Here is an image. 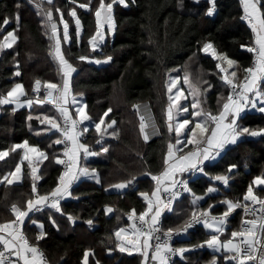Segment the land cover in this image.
Masks as SVG:
<instances>
[{
	"label": "trees",
	"instance_id": "trees-1",
	"mask_svg": "<svg viewBox=\"0 0 264 264\" xmlns=\"http://www.w3.org/2000/svg\"><path fill=\"white\" fill-rule=\"evenodd\" d=\"M109 2L105 0V3ZM80 4H89V7L81 8ZM127 5L117 3L113 6L114 33L111 35L107 30L106 37L96 41L93 48L88 41L96 35L95 9L99 0H75V3L73 0H52L51 4L47 0H0V43L9 31H14L18 37L13 47L0 54L1 97L15 84H21L24 99L32 100L36 80L43 85L61 86L63 72L55 56L56 37L45 15L51 9L58 24L56 31L61 40V51L76 68L70 81L71 94H82L90 118L83 122L88 128V137L80 143H86L89 151L97 154L93 158L82 156L84 167L95 172L92 177H84L71 186V195L59 201L60 211L45 206L24 220L23 232L32 244L42 249L50 264H142L141 254L120 250L115 232L120 225L129 224L127 214L133 209L136 214L146 210L147 201L139 193L152 195L156 182L148 173L157 175L164 169L167 146L169 142L175 145L176 132L174 129L170 132L167 127L171 123L167 119V108L171 103L168 99L171 95L168 91L170 72L177 69L179 74H188L197 84L201 80L198 85L202 88L210 84L204 94V106L216 115L222 96L227 97L231 87L224 83L223 74L217 68L219 60L214 58L211 50L207 53L202 51L203 45L210 42L214 50L235 61L241 79L246 77L244 69L249 68L253 60V51L248 49L253 48L256 34L244 21L241 0H216L211 15L207 11L211 7L209 0H127ZM261 5H264V0H259L257 6ZM73 8L76 17L70 15ZM17 11L19 27L14 19ZM261 12L264 13V8ZM6 17L9 23L4 25ZM76 18L81 21L78 37ZM65 21L69 26L67 40L63 38ZM101 25L106 26L102 16ZM96 38L100 39L99 36ZM109 55L112 56L111 61L106 60ZM80 56L88 59L80 60ZM96 60L101 62L97 64ZM17 71L19 75L15 74ZM259 88L264 91V82L260 81ZM145 102L150 103L160 130L159 136L148 140L140 130L137 111V105ZM42 107L47 111L52 109L49 105ZM109 108L111 112L104 116ZM245 110L241 113L242 119L238 120L239 125L250 130L264 128V113L253 108ZM33 111L34 107L15 109L11 104H0V151L27 140L28 146H37L47 156L33 164L22 160V149H18L0 160L1 223L15 217L8 210L11 204L24 207L28 199L35 198L36 194L31 191L33 182L38 194H47L56 187L63 173L61 164L54 159L59 157L62 160L65 155L63 144L54 143L61 139V135L57 129L47 132L42 118L35 116ZM29 116L32 117L30 120ZM101 118L104 119V131L112 135L115 129L117 133L107 137L108 140L105 138L106 144L105 140L102 141L105 134L97 133L94 126ZM113 119L116 124L107 127ZM40 130L44 135L37 133ZM103 147L108 151L101 154ZM19 161L24 166L23 180L19 184H8L3 178L9 177ZM230 165H235V168L229 172ZM33 168L39 179L34 180ZM192 174H184L183 178H188V187L202 199L193 204L192 193L182 192L161 219L165 228L183 225L193 211L198 214L208 210L209 205L213 206L212 212L223 213L227 207L223 201L243 203L249 185L257 194L263 195L264 189L254 181L258 176L264 179V135H245L228 146L215 161L205 162L204 173L194 177ZM216 175L228 176V184L214 180ZM130 179L132 183L126 188L117 190L111 187ZM209 187L216 191L208 193ZM106 206L113 209L112 214L105 211ZM69 216L74 222L68 219ZM88 220H92L91 225ZM239 223L238 211L223 236H231ZM40 224L46 235L37 241ZM209 238L210 233L199 227L176 240L175 245L188 250L183 259L172 264H211L214 257L216 264H233L224 259L227 254L217 255L206 245L192 247Z\"/></svg>",
	"mask_w": 264,
	"mask_h": 264
},
{
	"label": "snow or ice",
	"instance_id": "snow-or-ice-1",
	"mask_svg": "<svg viewBox=\"0 0 264 264\" xmlns=\"http://www.w3.org/2000/svg\"><path fill=\"white\" fill-rule=\"evenodd\" d=\"M48 4L52 3V0H47ZM75 3V0H73ZM119 3L127 7V0H110L109 3H105V0H99V6L95 9V17L97 22V30L96 35H93L89 38L88 43L96 47V36L100 37L102 41L104 36L101 34V16L103 14L104 18L108 22L109 30H115V22L113 17V6ZM211 7L208 8V14L211 15L216 5V0H209ZM243 5L244 11V19L248 20L250 24H252L253 30H256V24L252 22V18L255 19L260 23L262 30H264V13L261 12V8H264V5L258 7L259 0H241ZM81 8H88L89 4H80ZM19 8V5H17ZM59 12V9H56ZM45 15L51 20L52 18V11H46ZM70 15L72 17H76V10L75 8L71 9ZM61 20L63 19V13L60 14ZM17 27H19V20L20 15L19 11L16 12L14 17ZM9 23V18H5L3 20V24L7 25ZM76 35L77 37L80 34V27L81 21L79 18H76ZM52 32L56 33V25L53 23L51 25ZM69 26L68 23L65 21L63 26V38L65 40L69 39L68 36ZM11 37V43L8 42V38ZM18 37L14 34V31H9L7 36L4 37V42L0 43V49L5 47H11L12 43ZM256 44L259 45V51L257 54V64L255 67H249L244 69V71L248 74L243 84L233 83V80L229 78L228 75L222 77V79L226 82L227 85L232 87V93H235V98L232 93H230L226 97V102L223 103L222 110L216 116H211V119L215 121V129L211 132V138L206 139L201 145V142L196 139L197 137V129L200 130L201 133L205 131L202 123H195L194 127H187L190 124V120L184 118L179 120L175 123V132L177 135L176 144H181L179 139L180 133L182 130H186L190 135L187 137V143L197 145L195 151H189L187 154H184L180 148H177L176 151L180 152L179 156H175L173 152L174 145L169 142L167 146V155L164 159L163 163L165 165L164 169L157 175H153L152 173H148L151 176V179L156 182V189L152 192V196L155 199H150L149 194L147 192L139 193L140 196L144 197L147 201V208L145 211L141 212L138 216V220L141 221L140 227H136L133 225V229L135 232V237L129 239L127 236H123V239L128 240V243L134 247L136 251L141 252L145 264L149 259L148 248L153 249V254L151 256L152 260L159 261V264H169V260L172 256L179 254L181 257L183 256L184 252L188 249L185 247H173L170 243L173 233L180 234L181 232H187L189 228L193 227L195 223L202 222L204 226L208 229L213 230L210 233V238L204 240L199 245H193L192 247H204L205 245L208 248H212L215 251L219 252L221 249H225L228 253H232L231 256H225V260L234 261L235 264H246L248 261H255V264H264V247L261 249H257L256 244V236L257 233L264 234V199H260L257 196L253 195V187L249 185L246 194L244 195V200L248 201L251 200L253 203H259L261 205L260 212L261 216L257 219H251L245 221L247 225L251 227L247 229V231H233L231 233V237H242L247 239H242L239 243H234L233 239H227L225 241H221L219 239V234L225 230V225L227 222V218L230 213H232L235 209L243 207L245 212L248 211L247 204H241L240 202H234L232 200H225L223 201L226 204V210L219 216L211 215L210 211H201L199 215L196 211L191 213V216L188 220L184 222L183 225L172 228L169 227L166 230L159 227V217L161 216L162 212L167 208L171 209V205L173 201H175L180 195L181 192H189L192 193V189L188 187L187 181L182 179H177V173H204V162L210 159H214L216 155H219V150L222 149L227 143H235L236 140L244 135L248 134L251 136H259L264 135V128L259 130H250L247 127H243L238 124V120L242 119L241 113L245 111L246 108H253L258 109L261 113H264V91L257 86L258 81L264 82V34L258 33L256 38ZM212 51V55L215 56L218 60L220 59H227L228 65L231 66L236 62L230 60L224 54H220L219 56L216 54L215 50L213 49L212 44L205 43L203 45L202 51L205 53ZM249 51H256L255 48H249ZM55 56L59 60L60 69L63 72V85L62 87L58 88L56 84L49 83L47 87L49 89H57L58 95L56 98V107L58 108L61 115L64 117V127L61 128L57 121L50 117H45L44 119L51 124L52 128L57 129L63 134L62 139H56L54 141L55 144H62L66 141L71 142V149L66 146L65 148V155L68 157V164L66 165L65 171L59 176L58 183L56 187L47 194H38L37 187L35 182L32 184V193L36 194L35 198L28 199L26 201V206L20 207L16 204H12L10 211L15 215V219L0 224V233L7 232V236L0 234V243L3 244L4 250L0 251V264H13L11 260H6L5 252H8L9 256L15 255L19 259L23 260V264H45L42 259V252H40L39 247L37 244H30L26 237L23 235H19V225L23 223L24 218L28 217L29 212L33 209L36 211H40L41 205H48L52 208H55L57 211H60L59 201L63 199L65 196L71 195L69 188L71 186V182L77 178V174L73 171L74 168L78 165V153L82 150L84 154L87 155H96L94 152L89 151V147L86 143H80L78 137L82 133H86L88 128L86 126L82 127L80 131L76 130L77 121L72 119V117L68 114L67 108H65L64 102L65 97L67 96L69 90V81L71 79L72 74L76 71V68L73 66L72 63L68 59L65 58L63 52L61 51V40L59 36H56L55 39ZM80 60H86L88 57L80 56ZM107 61L112 60V56L106 57ZM97 64L101 61L96 60ZM217 68L220 69L221 72H225L226 69L222 68L220 64H217ZM19 75V71L15 73ZM231 76L235 77L236 72L232 71ZM177 80L179 77L176 78ZM37 87L40 85V81L36 80ZM185 83H188L187 76H185ZM175 86V81L169 84L168 91L169 93L172 92V88ZM211 85H209V88ZM240 91H236L237 89ZM23 86L21 84H16L14 88L8 92L7 97L14 96L17 91H22ZM207 91V90H205ZM200 89L198 87L193 88V94H199ZM48 95H52L51 92H48ZM82 95V94H81ZM7 97H0V104L10 103L12 101L8 100ZM169 101L173 100V97L169 95ZM176 99H180L179 96ZM27 103L31 105L32 101L28 100ZM75 103V101H73ZM86 105L80 106L76 110V115L81 117V120L87 121L89 120V116L84 112V108ZM191 107L193 109H197V102H193ZM173 104L169 103L167 108V119L168 121L174 120L173 115ZM177 111L188 112V107L185 106H178ZM111 112V108H109L103 115L107 116L108 113ZM191 116H200L201 110H196L190 113ZM210 115V114H206ZM32 117L29 116L28 119L30 120ZM143 119V118H141ZM43 123V121H42ZM104 124V119L101 118L98 123H95V129L99 133L101 131V125ZM116 124V121L113 119L107 125V127L111 128L113 125ZM144 124L141 123V132H144ZM168 130L171 132L173 130V123H168L167 125ZM50 131V129H48ZM39 134V133H38ZM112 135H117L115 129L112 132ZM148 134H144V139L148 140ZM15 148H25L27 151L25 152L24 159H30L28 152L36 153L38 149L36 147H29L28 141L25 140L22 144L14 145ZM103 152H107L108 148L103 147L101 149ZM39 156L42 158H47L46 154L43 151H40ZM8 155L7 151H0V160L4 159ZM56 163L64 164L65 161L61 160L59 157H54ZM171 161V163L169 162ZM232 168H235V165H230L228 171L230 172ZM21 172V168L19 165L16 166L15 171L12 172L10 175L12 179H9L8 176H5L3 179L7 181L8 184H12L15 180L20 179L19 173ZM92 172L94 173L95 170L93 169ZM36 169H32V174L35 179H39V177L35 176ZM79 173L83 175L89 174V169L87 168H80ZM206 174V173H205ZM95 178V177H94ZM134 179V177L132 178ZM214 180L222 181L223 184L227 185L229 181V177L225 175H216L213 177ZM166 182L168 187L164 188L168 195L167 201L161 199L159 193L161 191V183ZM256 184H264V179L261 177H256L255 181ZM132 183V180H126L121 183H117L115 185H111V187L117 189H123L129 186ZM179 186V187H178ZM216 189L209 187L207 189L208 193L214 192ZM193 195V204H196L197 201L201 200L202 197L197 196L195 193ZM51 198V199H50ZM213 206L209 205V209ZM105 211L107 213H111L113 209L111 207H105ZM255 209H253V213H255ZM151 213V217L149 220H145V217L149 216ZM135 209L132 210V214L129 215V219H133L135 216ZM69 220L74 222L73 217L69 216ZM55 224V220L51 221ZM33 223H36L33 221ZM87 223L89 225L92 224V220H88ZM146 225V227H145ZM259 225V227H257ZM41 231L39 235L36 237V240L39 241L43 239L46 233L43 231V225H39ZM125 229L120 228L115 232L116 237H122ZM155 235L156 243L155 245H150L148 241L152 238L153 234ZM161 234L163 235L164 239L161 241ZM139 237H144V241L142 246H140ZM120 247L121 251H129L127 247ZM257 251L260 252V255L257 257ZM30 254V255H29ZM88 252H85V260H87ZM211 264H216V258L214 257L211 261Z\"/></svg>",
	"mask_w": 264,
	"mask_h": 264
},
{
	"label": "built area",
	"instance_id": "built-area-1",
	"mask_svg": "<svg viewBox=\"0 0 264 264\" xmlns=\"http://www.w3.org/2000/svg\"><path fill=\"white\" fill-rule=\"evenodd\" d=\"M244 21L253 29L252 27V24L249 23L248 20L244 19ZM252 22L256 24V20L254 18H252ZM253 48L256 49V51H253V60H252V63L250 65V67H255L256 64H257V54H258V51H259V45L256 44V41L253 45ZM248 75V74H247ZM246 75V76H247ZM245 79V78H244ZM244 80L242 82H240L239 84H243ZM61 86H58V88H60ZM259 87V85H258ZM237 92L240 91V89L238 88L236 90ZM48 92H51L52 95H48ZM230 93H232V87L230 89ZM229 93V94H230ZM32 94H33V98L32 100H35V102L39 103V104H42V105H49L53 110L57 111L60 115V127L63 128L64 127V117L63 115H61V113L59 112L58 108L56 107V98H57V95H58V91L57 89H49L47 87V85H43L41 82H40V85L37 87L36 83L34 84L33 86V89H32ZM234 98H235V93H232ZM0 97H1V93H0ZM65 108H67L68 110V114L72 117V119L76 120L78 123L76 125V130L77 131H80L82 129V127H84V124L83 122L79 121L76 116H73V112L72 110L70 109L71 107L64 103L63 105ZM250 109V108H249ZM137 111H138V114H139V117H140V125L141 123L144 124V134L147 133L148 134V139H152V138H155L157 136L160 135V130H159V127L156 123V120H155V117L153 115V112H152V108H151V105L150 103L148 102H145V103H141V104H138L137 105ZM143 118V119H141ZM60 135H61V139L63 138V134L59 131ZM88 137V131L86 133H82L78 139H79V142H81L83 139H86ZM63 144V147H64V152H65V148L66 146L69 148H71V142L70 141H66L65 143H62ZM65 161L64 164H61V167H62V172L65 171V168H66V165L68 164V157L66 155H64L63 159ZM74 170V169H73ZM257 186H260L264 189V184H257ZM179 187V186H178ZM183 192V191H182ZM181 192V193H182ZM162 194H163V197H164V200L167 201L168 199V195L165 191H162ZM253 195L257 196L258 198L260 199H264V194L263 195H259L256 193V191L253 189ZM51 199V198H50ZM13 204H16V203H13ZM173 204V203H172ZM241 204H247L248 205V211L245 212L244 208L243 207H240V208H237L235 209L232 213L229 214L228 218H227V222H226V225H225V230L223 232H225L231 225L232 223L234 222L237 214H238V211H239V214H240V223H239V226L236 230L234 231H247L248 228H250L251 226L250 225H247L245 223V221L247 220H251V219H257L258 217L261 216V212H260V208H261V205L259 203H253L251 200H248V201H245ZM12 205V204H11ZM11 205L9 206L8 210L10 213H12L10 211V208H11ZM17 206H19L18 204H16ZM45 206H50V203L48 205H41L39 206L41 208V210L45 207ZM172 206V205H171ZM253 209H255V213H253ZM40 210V211H41ZM40 211H36L35 209H33L30 213H38ZM205 211H210V214L211 215H221L222 213H214L212 212L210 209L208 210H205ZM131 213L127 214V219L129 220V224L131 226L135 225L137 228L140 227L141 225V221L138 220V216L139 214H136L133 219H129V215H131ZM199 215V213H198ZM145 220H148V217H145ZM203 225L202 222L200 223H195L193 225V227L189 228L187 232H181L180 234H175L173 233V236H172V239L170 241V243L172 244L173 247H177L179 248L180 246L178 245H175V241L178 240V239H181V238H184L186 236H188V234L201 227ZM24 226V221L22 224L19 225V228L22 229ZM159 227H161L162 229L166 230L167 228H165L163 226V222L162 220H159ZM146 227V225H145ZM257 227H259V225H257ZM155 235H157L156 233L153 234L152 238H151V241H152V245L154 246L155 243H156V240H155ZM23 236L27 238V240L29 241L27 235L23 232ZM164 237L163 235L161 234V241H163ZM233 241L235 243H239L242 239H247V237L245 238H242V237H235V238H232ZM227 240V239H226ZM256 240H257V244H256V247L257 249H261L262 247H264V234H261V233H257V236H256ZM30 244H32L30 241H29ZM4 250V247H3V244H0V251H3ZM39 250L40 252H42V259L43 261L45 262V264H50L48 259H47V256L45 255V253L42 251V249L39 247ZM151 256L153 254V249H151ZM185 254V252H184ZM184 254L183 256L181 257L179 254L175 255V256H172L169 260V264H172L174 261L178 260V259H183L184 258ZM257 257L260 255V252L257 251L256 253ZM151 256L149 258V264H159L157 260H152L151 259ZM5 257H6V260H11L13 262V264H20L18 262V257L15 256V255H11L9 256L8 252H5ZM233 264H235V262L233 261ZM246 264H255V261H248L246 262Z\"/></svg>",
	"mask_w": 264,
	"mask_h": 264
},
{
	"label": "rangeland",
	"instance_id": "rangeland-1",
	"mask_svg": "<svg viewBox=\"0 0 264 264\" xmlns=\"http://www.w3.org/2000/svg\"><path fill=\"white\" fill-rule=\"evenodd\" d=\"M51 23V22H50ZM52 30V28H51ZM108 30V32L112 35L114 32L113 31H110L109 30V26L106 25L105 27L103 25H101V34L104 36V38L106 37V31ZM54 36L56 37L57 36V31L56 33H54ZM8 42L11 43V37L8 38ZM14 45V43H12V46ZM7 48V47H5ZM1 50L0 49V53H1ZM216 54L219 56L220 54L222 53H219L215 50ZM57 58V57H56ZM214 58H216L214 56ZM58 59V58H57ZM217 59V58H216ZM229 59V58H228ZM231 60V59H230ZM219 64L222 68L226 69L225 72H222V77L225 76V75H228L230 79L233 80V83H240L241 81H243L244 79H241L242 76L239 74V71L236 69V67H234V65H231L229 66L228 65V62H227V59H220L219 60ZM232 71H235L236 72V76L235 77H232L231 76V72ZM196 75V74H195ZM185 76H187V79H188V83H185ZM179 77V79L177 80L176 78ZM201 79V78H200ZM241 80V81H240ZM173 81H175V86L172 88V92H171V96L173 97V100L171 101V103L173 104V108H172V111H173V115H174V120L171 121V123H173V129L175 130V123L179 120H182L184 118H187L190 120V124L187 126L189 128L191 127H194L195 126V123H202L203 124V127L205 129V131L203 133L200 132L199 129H197V137L196 139L199 140L201 142V145H203V142L206 140V139H209L211 138V132L215 129V121H213L211 119V116H216L218 114H212L210 109L209 108H206V106H204V103L206 102V98H205V95L206 92L208 91V88H209V85L210 84H205V86H203V88L198 84H200V81L199 83L197 84L195 82V80L189 76L188 74H179L177 72V69L173 70L170 72L169 74V84H171ZM224 81V80H223ZM226 84V82H224ZM227 85V84H226ZM230 86V85H227V87ZM195 87H198L200 89V93L199 94H196L194 95L193 94V88ZM231 87V86H230ZM207 90V91H205ZM8 94V93H7ZM75 96V95H74ZM77 96H81V95H77ZM179 96L180 99H176V97ZM7 97V95L5 96ZM83 97V96H82ZM222 102L220 103V109H219V112L222 110V106H223V103L226 102V96L223 95L222 96ZM7 98H12V97H7ZM9 100V99H8ZM77 102H79V99H76ZM197 102V109H193L191 107L192 103L193 102ZM20 103L18 102H15V106H18ZM178 106H185V107H188V112H183V111H177V108ZM196 110H201V115L200 116H191L190 113H192L193 111H196ZM209 111V112H208ZM246 111V110H245ZM85 112V111H84ZM218 112V113H219ZM86 113V112H85ZM75 114H76V110H75ZM87 114V113H86ZM206 114H210V115H206ZM74 116V115H73ZM79 121L83 122L84 120H81V117L77 116L76 117ZM99 122V121H98ZM43 130H40L38 131L37 133H39V135H44L43 134ZM98 133V132H97ZM100 134H105L103 135L102 137V141L105 140H108L107 137H110L111 132H106L102 129V125H101V131L99 132ZM143 134V137H144V132L142 133ZM208 134V135H207ZM188 135H190V133H188L186 130H182L181 133H180V136H179V139L181 141V144L177 145L176 142L174 143V147H173V152L177 155H180L181 153L180 152H177L176 149L177 148H180L182 150V152L184 154H187V152L189 151H195L196 148H197V145H194V144H189L187 143V137ZM245 135H248V134H244L242 136H240L236 142L238 140H240L242 137H244ZM113 136V135H111ZM206 136H209V137H206ZM250 137H255V136H251V135H248ZM40 138H42V136H40ZM106 140L104 142V144H106ZM231 144H234V143H227L225 146H224V149H223V152L226 150V148L228 146H230ZM191 148L189 150H184L185 148H188L190 147ZM193 147V148H192ZM22 149V148H21ZM71 149V148H70ZM27 149L23 148L22 151H21V155L23 156L22 153H24L23 151H25ZM11 151H14V145H12L10 147V149L7 150L8 152V155L6 157H8L10 155V152ZM82 153V152H81ZM84 153V152H83ZM101 154H103V151H100ZM82 155H78V165L77 166H84L85 164V161L82 159L81 157ZM170 162V161H169ZM171 163V162H170ZM77 168V167H76ZM189 174V173H187ZM197 174L199 173H193V177L196 176ZM184 180L188 181V178H183ZM114 188V187H113ZM156 188V187H155ZM163 188H166V186H164ZM117 189V188H116ZM117 190H121V189H117ZM155 191V190H154ZM162 197H163V194H162ZM150 199H152V195L149 197ZM164 199V197H163ZM174 203V201H173ZM173 205V204H172ZM112 214V213H111ZM123 225H128L129 224H122L118 227L121 228ZM117 229V230H118ZM117 238V237H116ZM118 241V240H117ZM143 261H144V258H143ZM145 264V261L144 263Z\"/></svg>",
	"mask_w": 264,
	"mask_h": 264
},
{
	"label": "crops",
	"instance_id": "crops-1",
	"mask_svg": "<svg viewBox=\"0 0 264 264\" xmlns=\"http://www.w3.org/2000/svg\"><path fill=\"white\" fill-rule=\"evenodd\" d=\"M254 19H255V17H253ZM256 20V19H255ZM258 33H261V34H264V30H262V28H261V25H260V23L258 22V21H256V30H255V34H256V38H257V34ZM15 34V33H14ZM16 35V34H15ZM256 38H255V41H256ZM3 42H4V40H3ZM16 42V41H15ZM14 46V45H13ZM13 46H11V47H13ZM11 47H7V48H11ZM4 49H6V48H3L2 50H1V52L4 50ZM1 54V53H0ZM234 65V67H236V65L235 64H233ZM237 69V68H236ZM75 73V72H74ZM73 73V74H74ZM73 74H72V76H73ZM63 76V75H62ZM72 76H71V78H72ZM70 81H71V79H70ZM70 81H69V90H68V93H67V96L65 97V102L64 103H66V104H68L71 108V110H72V112H74L75 113V110H77V108L78 107H80V106H83V105H85V101H84V97H82V95L81 96H74V95H72L71 94V89H70ZM63 80H62V83H61V87H62V85H63ZM259 83H260V81H258V84H257V86L259 85ZM16 85V84H15ZM14 85V86H15ZM14 86H13V88H14ZM12 88V89H13ZM11 89V90H12ZM10 90V91H11ZM7 95V94H6ZM5 95V96H6ZM4 96V97H5ZM10 101H12V102H10V103H6V104H11V105H13V107L15 108V109H21V108H32V107H34V111H33V114L35 115V116H37V117H40V118H42V121H43V125H45V130L47 131V132H52V131H56V129L55 128H52V126H51V124H49L48 123V121L47 120H45L44 118L45 117H50V118H53V119H55L56 121H57V123H58V120H57V116H56V114L58 115L59 113L57 112V111H53V109H50L51 111H47V109L45 110V108H43L42 107V104H39V103H37V102H35V100H31L32 101V103H31V105H29L28 103H27V101L28 100H30V99H24V91L22 90V91H17V93L14 95V96H12V98H8ZM76 99H79V102H77L76 101ZM73 101H75V103H73ZM15 102H18V103H20L18 106H15ZM84 111L86 112V107L84 108ZM54 112V113H53ZM56 113V114H55ZM59 117H60V115H58ZM75 116L77 117H79V115H76L75 114ZM60 119V118H59ZM83 122H85V121H83ZM48 129H50V131H48ZM208 135V134H207ZM206 137H209V136H206ZM20 144H22V143H20ZM15 145H17V144H15ZM29 147H36L37 149H38V147L37 146H29ZM18 149H21V148H15L14 149V151L15 150H18ZM23 149V148H22ZM223 149H224V147L222 148V149H220L219 150V155H216L215 156V158L214 159H210V160H207V161H215L222 153H223ZM4 151H7V150H4ZM27 150H25V151H23L24 153H22L23 154V156H22V160H28L29 162H33V164H35V162H37L38 160H40L42 157H40L39 156V152H40V150L38 149V151L36 152V153H32V152H28V155H29V157H30V159H24V155H25V152H26ZM82 152V153H81ZM78 155H82L84 158H93V157H97V154L96 155H85L84 153H83V151L81 150L79 153H78ZM174 155L175 156H179V155H177V154H175L174 153ZM81 156V157H82ZM6 157H4V159H5ZM3 160V159H2ZM207 161H205V162H207ZM171 162V161H170ZM204 162V163H205ZM17 165H19L20 166V168H21V172L19 173V176H20V179H18V180H15L12 184H19V183H21L22 182V180H23V164H22V162L21 161H19L18 162V164ZM16 165V166H17ZM16 166H15V168H16ZM15 168L10 172V174L12 173V172H14L15 171ZM80 168H85L84 166H77V168H74V172L77 174V178L76 179H74L72 182H71V186L74 184V183H76V182H78L80 179H82V178H84V177H92V175L94 174L93 172H90L89 171V174L88 175H83V174H80L79 173V169ZM187 173H189V172H184V173H182V174H180V173H177V179H182V180H184L183 179V175L184 174H187ZM9 179H12V177H11V175H9V177H8ZM71 186H70V188H71ZM164 186H166V187H168V184L166 183V182H163L162 181V183H161V191H160V193H159V195H160V197H161V199H163V197H162V191H163V187ZM69 188V189H70ZM65 197H67V196H65ZM64 198V197H63ZM152 199H155V197H153L152 196ZM164 200V199H163ZM171 209H165L163 212H162V214H161V216L159 217V220H161L162 218H163V215H164V213H166V212H169ZM10 214H13V213H10ZM29 214H30V212H29ZM14 215V214H13ZM148 217V220L150 219V217H151V213H149V216H147ZM15 219V217L13 218V220ZM26 219V217L24 218V220ZM12 221V220H11ZM10 222V221H9ZM4 223H7V222H3V223H1L0 222V224H4ZM202 227V230L203 231H205V232H207V233H211L213 230H211V229H208V228H206L205 226H204V224L201 226ZM121 228H123V229H125V232L123 233V235H122V237H117V240H118V243H119V245L120 246H123V247H127L128 249H129V251H126V252H128V253H130V254H141V252H139V251H136L135 249H134V247L132 246V245H130L129 243H128V240H125V239H123V236H127V237H129V239H131V238H134L135 237V232H134V229H133V227L129 224V226L128 225H123ZM120 229V228H119ZM226 232V231H225ZM225 232H222V233H220L219 234V239L221 240V241H225L226 239H232V237L231 236H229V237H227V236H223V234L225 233ZM0 234H3V235H5V236H7V232H4V233H0ZM19 235H23V228L22 229H20L19 228ZM223 236V237H222ZM227 237V238H226ZM139 241H140V246H142V244H143V241H144V237H139ZM148 243L150 244V245H152V241H151V239L148 241ZM235 243V242H234ZM0 244H2V243H0ZM120 248V247H119ZM208 248V247H207ZM151 249L152 248H148L147 250H148V254H149V258H150V256H151ZM209 250H211L212 252H214L215 254H217V255H221L222 253L223 254H227V255H229V256H231L232 255V253H228L225 249H221L219 252H217V251H215L214 249H212V248H208ZM30 255V254H29ZM142 255V254H141ZM18 262L20 263V264H23V260H21V259H19L18 258ZM231 263H233V261H230ZM144 263V261H143V256H142V264ZM159 263V262H158ZM147 264H149V259H148V261H147Z\"/></svg>",
	"mask_w": 264,
	"mask_h": 264
},
{
	"label": "water",
	"instance_id": "water-1",
	"mask_svg": "<svg viewBox=\"0 0 264 264\" xmlns=\"http://www.w3.org/2000/svg\"><path fill=\"white\" fill-rule=\"evenodd\" d=\"M49 10L52 11L51 9H49ZM49 10H48V11H49ZM52 13H53V11H52ZM48 19H49V18H48ZM102 19H103V21H104V24H105V25H108V22H107V20L104 18L103 14H102ZM49 21L51 22V24L54 23V24L56 25V29L58 28V24H57V22L55 21L54 14L52 15L51 20L49 19ZM96 41L99 42L100 39H99V38H96Z\"/></svg>",
	"mask_w": 264,
	"mask_h": 264
},
{
	"label": "bare ground",
	"instance_id": "bare-ground-1",
	"mask_svg": "<svg viewBox=\"0 0 264 264\" xmlns=\"http://www.w3.org/2000/svg\"><path fill=\"white\" fill-rule=\"evenodd\" d=\"M175 140V139H174Z\"/></svg>",
	"mask_w": 264,
	"mask_h": 264
}]
</instances>
